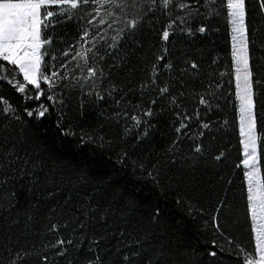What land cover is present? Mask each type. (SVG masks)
I'll return each mask as SVG.
<instances>
[{
	"label": "trees",
	"instance_id": "16d2710c",
	"mask_svg": "<svg viewBox=\"0 0 264 264\" xmlns=\"http://www.w3.org/2000/svg\"><path fill=\"white\" fill-rule=\"evenodd\" d=\"M182 2L198 11L189 14L175 4L166 9L157 0L136 35L121 41L114 58L100 62L106 79L97 90L104 100L86 94L90 82L83 88L62 86L75 84L76 61L68 65V79L56 81L59 87L41 84L52 101H38L29 98L36 95L31 85L24 93L17 90L12 79L22 80L21 74L0 60V107L12 106L0 111V264H11L17 253L26 254L17 264H89L97 257L99 264H246L257 258L227 0ZM245 12L264 179L261 0H245ZM86 19L62 20L48 29L49 55L55 59L46 55L51 68L42 63V72L63 74L60 64L68 58L61 53L79 38ZM119 21L122 28L123 19H109L112 25ZM101 30L111 40V30ZM164 30L170 32L168 41L161 38ZM75 75L82 73L77 69ZM112 85L123 94L119 105L106 95ZM165 86L169 91L161 95ZM153 99L154 115L144 118L148 123L126 133L131 115ZM41 102L49 109L45 117L28 116L26 109ZM125 111L127 117L116 115ZM181 123L187 127L177 132ZM58 239L72 241L62 256L52 246Z\"/></svg>",
	"mask_w": 264,
	"mask_h": 264
},
{
	"label": "snow or ice",
	"instance_id": "6c2138e0",
	"mask_svg": "<svg viewBox=\"0 0 264 264\" xmlns=\"http://www.w3.org/2000/svg\"><path fill=\"white\" fill-rule=\"evenodd\" d=\"M145 3L148 4L146 9L143 7ZM156 3L157 0H0V60L18 67L19 72L22 73L23 81L26 83H20L17 90L24 93L26 87L31 85L36 91V95L29 98L38 101L41 100V97L52 101L53 96L42 89L41 84L44 83L49 88L59 87L56 81L63 82L68 79V65L72 61H76L77 63L73 65L72 69L74 73L72 79L75 80V84L64 83L62 86L67 88L79 85L80 88H83L85 82H90L89 88L91 90L86 94L92 95L95 92L98 99L104 100L105 96L97 90V84L106 79L105 69L100 62L106 58H114L119 53L121 41L127 43L128 39L136 35L144 16L154 11L153 6ZM160 3L166 9L173 4L181 10L188 8L189 14L192 11H198V9H192L190 4L184 3L182 0H160ZM261 6L264 7V0H261ZM226 7L230 10L228 15L231 17V30L234 33L232 55L236 64L235 87L237 91L235 95L239 100L240 134L244 137L243 155L245 158L242 164L247 169L245 173L247 200L250 202L251 218L256 232L254 250L259 253L258 258L247 259L246 264H264V179L261 178L259 167L260 156L258 155V137L254 113L253 74L250 69L248 30L245 25V0H227ZM105 17L111 19L113 23L117 21V18L124 21L123 27L116 30L117 35L111 37V40L101 30L102 25L112 27L109 19H105ZM74 18L87 19L76 42L68 50L61 53L63 57L68 58L60 64V69L65 71L63 74L60 70L45 74L41 71L42 63L45 69H50L51 65L44 63V57L48 55L49 59H55L49 55L48 45L51 44V33L48 32V29L62 20ZM179 19L181 23L184 22L182 17ZM171 23L175 24L176 21L173 20ZM168 27H171V24ZM199 31L203 32L205 29L201 27ZM169 36L170 32L164 30L161 38L163 41H168ZM158 59L163 60L164 57L160 56ZM166 67L170 68L171 65H166ZM191 67L196 69L198 66L192 64ZM77 69L82 73L81 77L75 75ZM152 83L155 84V80ZM141 87H145V85ZM168 91L167 86L159 89L161 95L168 93ZM113 93H118L119 98L113 97ZM106 95L114 98L117 105L123 99V94L119 93V89L115 85H112L111 90L106 91ZM200 102L202 104L208 103L203 97ZM155 104L156 100L153 99L148 108L131 115L132 125L130 128H125V132L130 133L132 128H140L142 123H148L144 118H150L154 115L151 105ZM10 108H12L11 105H8L7 108L0 107V111L7 112ZM133 108L135 109V106ZM48 111V107L42 102L38 108L26 109L28 116L35 115L37 119L45 117ZM116 115L127 117L128 113L126 111L117 112ZM186 127L187 125L181 123L180 128L176 130L179 132L181 128ZM203 127L207 128L208 125L205 124ZM142 130L143 137H147L149 135L148 130ZM68 134L72 135V133ZM143 137L138 138L143 139ZM260 138L264 142V129H262ZM81 143H84L83 138H81ZM200 150L199 146L195 149L196 152H200ZM123 159L122 157L121 161ZM139 167L143 169L144 165L140 164ZM148 175L152 177L154 182L156 181V177L152 173H148ZM156 212L158 213L159 209ZM217 212H219V208ZM213 224L218 230L220 229V224L215 216H213ZM65 244H72V241L58 239L52 246L59 248L58 254L62 256L66 251ZM213 244L215 245V241ZM24 255L26 254L17 253L11 264H17V260H23ZM133 255H139V253H133ZM210 255L214 256L216 253L212 252ZM124 259L128 260L129 257L125 256ZM44 260H47V257H44ZM89 264H99V257L95 261H90Z\"/></svg>",
	"mask_w": 264,
	"mask_h": 264
},
{
	"label": "rangeland",
	"instance_id": "374dc122",
	"mask_svg": "<svg viewBox=\"0 0 264 264\" xmlns=\"http://www.w3.org/2000/svg\"><path fill=\"white\" fill-rule=\"evenodd\" d=\"M230 11V10H229ZM230 19H231V17H230ZM112 24V23H111ZM232 25V24H231ZM103 27H106V28H108L109 30H111V33L113 34V36H115V35H117V32H116V30L117 29H119V28H121V21H119L118 23H117V25H112V27L111 28H109V27H107V25H102ZM233 35H234V33L232 32V37H233ZM234 44V42H233V40H232V45ZM234 66H235V69H236V64H235V59H234ZM15 69H16V71H18L19 72V70H18V67L17 66H13ZM20 73V72H19ZM21 74V76H22V73H20ZM235 75H236V72H235ZM18 76V75H17ZM12 81L14 82V84L15 85H19L20 83H24V81H23V77H22V80H19V78L17 79V78H14V79H12ZM236 83V82H235ZM236 91H237V89H236ZM237 100H238V98H237ZM238 105H239V100H238ZM242 136V135H241ZM257 137H258V139H257V144H258V146H259V135H258V133H257ZM242 141H244V137L242 136ZM244 167V166H243ZM244 169H245V172L247 171V169L244 167ZM253 226H254V234L256 235V232H255V225H254V222H253ZM258 256H259V253L257 252V258H258Z\"/></svg>",
	"mask_w": 264,
	"mask_h": 264
}]
</instances>
